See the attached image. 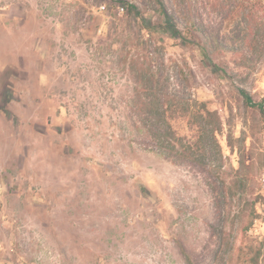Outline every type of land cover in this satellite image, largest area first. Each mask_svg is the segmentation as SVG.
Listing matches in <instances>:
<instances>
[{
	"label": "rangeland",
	"instance_id": "374dc122",
	"mask_svg": "<svg viewBox=\"0 0 264 264\" xmlns=\"http://www.w3.org/2000/svg\"><path fill=\"white\" fill-rule=\"evenodd\" d=\"M237 3L0 0V264H264V113L240 93L264 109V54ZM165 94L218 112L216 169L143 145L137 96Z\"/></svg>",
	"mask_w": 264,
	"mask_h": 264
},
{
	"label": "trees",
	"instance_id": "16d2710c",
	"mask_svg": "<svg viewBox=\"0 0 264 264\" xmlns=\"http://www.w3.org/2000/svg\"><path fill=\"white\" fill-rule=\"evenodd\" d=\"M246 4L247 23L241 36L237 38L243 47V58L264 54V0H238L237 8ZM129 8H134L130 5ZM123 9V8H122ZM245 104L257 108L264 113L263 106L253 101L245 90H240ZM138 128L141 141L152 151L165 156L171 161L180 162L192 159L214 170L215 153L222 156L221 146L217 136L222 132V122L217 111L211 110L207 104L193 98L177 94L137 96ZM178 117L187 118L192 132L191 139L179 136L174 130L171 120ZM216 152H212L210 147ZM227 146L234 148L233 138L227 135ZM247 163L243 151L239 152L237 173L244 168H250L254 161ZM262 166V164H261Z\"/></svg>",
	"mask_w": 264,
	"mask_h": 264
},
{
	"label": "built area",
	"instance_id": "2783aa9c",
	"mask_svg": "<svg viewBox=\"0 0 264 264\" xmlns=\"http://www.w3.org/2000/svg\"><path fill=\"white\" fill-rule=\"evenodd\" d=\"M123 10V9H122Z\"/></svg>",
	"mask_w": 264,
	"mask_h": 264
},
{
	"label": "crops",
	"instance_id": "0c3cea01",
	"mask_svg": "<svg viewBox=\"0 0 264 264\" xmlns=\"http://www.w3.org/2000/svg\"><path fill=\"white\" fill-rule=\"evenodd\" d=\"M264 84V83H263Z\"/></svg>",
	"mask_w": 264,
	"mask_h": 264
}]
</instances>
